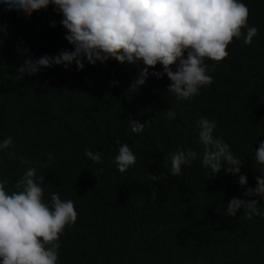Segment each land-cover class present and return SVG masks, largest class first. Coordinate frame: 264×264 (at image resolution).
I'll return each mask as SVG.
<instances>
[{
	"label": "trees",
	"instance_id": "obj_1",
	"mask_svg": "<svg viewBox=\"0 0 264 264\" xmlns=\"http://www.w3.org/2000/svg\"><path fill=\"white\" fill-rule=\"evenodd\" d=\"M240 2L258 35L250 45L234 38L224 60L206 61L214 82L189 100L167 92L166 75H149L137 92L128 91L142 65L115 60L22 75L28 58L73 49L52 6L31 17L0 6V142H13L0 150V182L11 193L35 168L45 177L43 202L50 205L53 193L73 201L77 220L60 235L57 264H264V216L248 219L243 209L226 215L228 201L249 199L247 187L256 186L254 152L264 142V0ZM168 108L174 119L166 118ZM129 118L150 122L133 133ZM204 118L216 122L213 136L240 159V173H227L222 162L212 175L197 159L172 177L171 153L191 149L202 157ZM117 141L136 156L123 174L115 164ZM85 148L101 153L102 162L86 157ZM49 152L53 162L42 167ZM258 207L264 213V201Z\"/></svg>",
	"mask_w": 264,
	"mask_h": 264
},
{
	"label": "clouds",
	"instance_id": "obj_2",
	"mask_svg": "<svg viewBox=\"0 0 264 264\" xmlns=\"http://www.w3.org/2000/svg\"><path fill=\"white\" fill-rule=\"evenodd\" d=\"M0 6L7 11L17 10L24 17L52 6L62 16L65 40L73 49L55 56L28 58L19 69L22 75H35L54 65L67 71L75 63L78 70H83L85 61L95 66L97 62L115 60L142 65L128 91L137 92L149 75L158 79L166 75L171 82L167 92L177 100H189L200 88L214 82L207 74L206 61L224 60L234 38L243 36L244 44L250 45L258 35L256 27H247L249 9L240 0H0ZM245 28L246 33H242ZM24 51L27 53L28 49ZM158 65L163 71H155ZM165 112L167 119L175 118L171 108ZM149 122L142 124L129 118L133 133L143 132ZM198 124L199 142L204 146L202 157L191 149L171 153L169 174L181 175L182 166H191L197 159L212 175L221 171L222 162L229 166L227 173L239 174L240 159L227 143L213 136L216 122L204 118ZM12 143L10 137L4 139L0 150L10 148ZM117 145L115 164L123 174L135 165L136 156L127 143L117 141ZM84 154L94 163L102 162L101 153L85 148ZM254 154L255 164L261 169L255 177L256 186L247 187L244 196L249 199L228 201V216L235 217L240 209L248 219L264 216L258 207L264 201V142ZM44 155L47 163L41 166L47 168L53 156L50 152ZM20 160L27 163L23 157ZM161 178L163 174L149 175L153 181ZM44 181L45 177L38 176L35 168H29L15 184L16 191L9 193L6 182H0V264H57L60 235L66 225L76 222L77 212L73 201L62 200L59 193L51 194L50 205L43 202ZM247 183V177L240 175V186Z\"/></svg>",
	"mask_w": 264,
	"mask_h": 264
}]
</instances>
